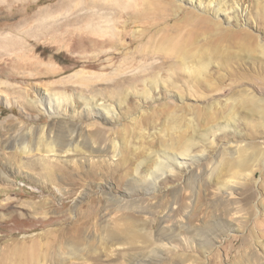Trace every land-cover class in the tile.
<instances>
[{
    "label": "rangeland",
    "instance_id": "rangeland-1",
    "mask_svg": "<svg viewBox=\"0 0 264 264\" xmlns=\"http://www.w3.org/2000/svg\"><path fill=\"white\" fill-rule=\"evenodd\" d=\"M199 4L202 8L198 6ZM140 16L151 20L156 17L168 18L169 22L157 29L172 26L183 33L193 32L198 18L203 16L208 21V26L194 33L197 45L212 50L221 47L224 48L223 52L213 57L214 60L203 77L193 75L182 67L174 74V69L166 65L159 75L165 83L147 95L146 86L142 79L137 80V77L129 78L121 87L109 86L111 84L108 80L111 78L115 80L119 75H135L132 68L123 74L118 70L125 69L129 57L131 60V56L148 40L147 38L143 42L136 40L143 33L140 24L134 25V21ZM39 21L45 24L43 27L48 29L59 27L60 31L49 33L45 37L32 35L23 37L9 30L22 28L26 23L32 26ZM55 23L57 24L54 25ZM61 28L68 33L86 32L92 37L108 40L119 39L117 33L123 32L125 35L128 33L132 46L128 49L126 47L129 37L120 41L122 47L116 51L120 54L115 60L116 65L104 70L103 66L93 65L99 61L98 52L80 50L83 37L77 36L76 39L62 45L58 43L60 36L58 34L63 33ZM1 33L3 38L15 36V39L23 42L24 48L19 54L26 57V62H37L40 59L44 63L39 70L31 65L28 68L21 67L19 70L22 73L14 79L0 77V175H13L10 167L18 173L17 176L11 177L10 183L0 177V264H8L10 258L16 259L14 255H17L15 250L18 248H22L28 254L34 245L38 252L44 255L50 253L48 245L51 244L54 247L51 254L56 255V248L60 244L55 240V235L59 233L50 229L64 227L68 237L74 234L69 229L73 232L75 230L84 232L83 229L88 226L87 213L90 202L100 200L101 189L105 188L106 184L111 187L112 193L121 194L126 190L125 183L133 173L132 163L146 160L147 163L141 169L143 174L152 166V161H147L148 155L145 152H134L133 149L129 152L133 161L131 160L127 167H122L118 159L101 158L100 161L98 157L81 154L57 156L51 162L60 170L57 174L58 186L67 191L72 189L67 197H63L57 184L48 183V189L44 192L41 186L44 181L40 175L41 171L28 168L30 164L41 163L43 156L21 155L17 151L10 152L6 149L5 141L14 131L20 135L25 133L32 135L31 133L37 129H47L49 126L56 129L61 120L77 119L76 123L82 131V141H86L94 131L101 129L106 136L105 142L103 140L104 143H101L102 146L108 143L106 139L110 136H126L134 146L152 151L159 148L162 140L171 131L170 128L174 126V121L180 128H184L191 119L198 126H202L205 121L210 126L212 125L210 119H221L228 114L237 92L243 89L251 91L264 85V60L258 53L246 52L244 48L253 44V41H256L255 44L259 40L264 43V0H0ZM254 38L255 40H252ZM248 41L251 43L248 44ZM108 51L113 50L106 48L105 52ZM7 54H0V64L4 62L10 66L19 64L12 60L14 53L13 56ZM110 58L111 56H107L105 59ZM167 69L171 70L170 73ZM12 70L15 72V69ZM54 70L59 72L56 77L37 75L40 72ZM165 72L172 76L174 74V85L166 81V76L170 75ZM77 75L100 84L102 92L88 93V96H97L108 103H113L116 115L109 116V121L95 116L85 118L84 95L82 96L76 88L62 86V83H70L72 86L71 79ZM52 86H59L58 91L79 102V107L71 109L65 102L63 107L68 108V115L65 117L62 114L47 113L45 108L33 109L32 100L47 96ZM116 90L121 91L120 95L114 93ZM50 92L52 93L51 90ZM110 92L116 96L113 94L112 96ZM109 95L110 99L107 97ZM119 102L121 106H118ZM170 115L173 116L168 126H165ZM41 116L47 119L38 123ZM53 116L59 119L52 120ZM238 118L233 127L216 134L213 148L200 145L195 149L196 153L205 151L208 154H205L204 160L192 167L174 166L158 181L154 193L142 197L139 201V206L148 212L145 216L147 222L150 221L149 229L153 234H157L159 223L166 216H169L170 224L181 225L186 223L189 216L194 220V225H199L202 221L210 222L216 216H224L228 221V225L219 228L218 242L210 246L205 253L196 247L199 244L192 240L190 235H179L162 248L160 251L162 260L155 264H182V258H191L184 264H264V127L255 116L240 114ZM94 122L98 123L96 127L92 126ZM171 134L175 141L180 137L179 134ZM93 139L95 137L92 136L89 140ZM240 146L257 152L259 160L255 172L253 174L245 172V175L240 174L233 179L229 176L228 178L237 182V190L232 195L226 194L228 192L214 184L205 188L200 192L197 209L194 208V203L196 204L194 196L197 194L187 185V174L190 171L200 172L212 168L216 165V160H222L217 156H223L227 151L234 152ZM118 167L120 171L115 172L113 169ZM63 175L71 176L70 183L62 182ZM72 183L75 185H69ZM191 185H196V182L195 184L191 182ZM85 189H88L89 195L85 196L86 199L75 210V202ZM64 202L68 203L66 207H62ZM61 214H67L63 222L51 223L45 227L41 225L44 218ZM135 214L139 216L140 213ZM79 246L86 247L85 243ZM89 248L98 249V252L86 258L89 259L88 264H125L132 251L124 248L116 250L111 248L112 252L101 250L104 247L95 242ZM83 263L69 261L65 264ZM51 264H54L53 258Z\"/></svg>",
    "mask_w": 264,
    "mask_h": 264
},
{
    "label": "bare ground",
    "instance_id": "bare-ground-1",
    "mask_svg": "<svg viewBox=\"0 0 264 264\" xmlns=\"http://www.w3.org/2000/svg\"><path fill=\"white\" fill-rule=\"evenodd\" d=\"M198 6L202 8L200 4ZM164 18L165 17H156V19L151 20L145 16H140V18L138 17L137 20L134 21V25L137 23L143 27V33L140 34L136 40L139 39L142 42L145 41L146 38L148 40L146 44H144L135 52V54L131 56V60L129 57V62L126 63L125 69H119L118 72L123 74L132 68L135 71V75H119V77L115 80L111 78L108 80L109 84H111L109 86L121 87L128 81L129 78L137 77V80L142 79L141 81H143V84L146 86L147 90L145 89V95H147L148 93H151L152 90L158 89V87L165 83H163L165 80H161V76L159 77V75L161 71L164 70L166 65H169L171 69H174V72L172 71L174 74L178 73L181 67L198 77H203V75L207 74L208 68L210 67L212 60H214L213 57L221 54L224 48L218 47L217 49L215 48V50H212V48H204L201 45H197L198 41L196 40V35L194 33L199 32L208 26L206 18L203 16L199 17L196 25L194 26L195 30L191 33H183L180 29H176L175 27L169 25H167L169 28L164 26L165 28L157 29L169 22L168 18ZM227 21L229 22L230 19H227ZM49 24L46 23V25ZM56 24L57 23L54 25ZM43 25L45 24H43L42 21H39L37 24H33L32 26L29 23H26L22 28L9 30L15 31L16 35L23 37L28 35L45 37L48 36L49 33H56L60 31L59 27L48 29L43 27ZM128 26L129 24L127 25V28ZM4 29L6 30L8 28ZM62 31V34H58L60 35L58 36V43L62 45L66 44L71 39H76L77 36L83 37L80 50L98 52L99 61L94 62L93 65L95 67L103 66L102 68L104 70L111 69L116 65L115 60L120 57V54L116 51L119 47H122L120 41L129 37L128 33L125 35L123 32H120L117 33L119 34V39H110V41L102 37H92L86 32L75 34L68 33L65 29H62ZM2 35L3 34L1 33L0 54L5 55L9 53L13 56L14 53V58L12 60L15 61L16 64L19 62V64L10 66L6 62L1 63L0 77L14 79V77H17L22 73L21 70H19L21 67L28 68V66L31 65L39 70L41 65L43 66L44 61L40 59H38L37 62L33 61L32 63H28L26 62V57L24 58L20 56L19 53L22 51L21 49L24 48V44L21 40L15 39V36L13 38H3ZM252 40H255V38ZM258 40L259 39H257V41ZM254 42L256 41H253V44H250L249 47L248 45L247 47H244L246 52H251L253 54L254 52L258 53L262 60H264V43L260 40L257 44ZM249 43L251 42L248 41V44ZM251 45H253V47H251ZM131 46L132 40L129 37V42L126 47L128 49ZM106 48H110L113 51L105 52ZM107 56H111V58L106 60L105 58ZM12 69H15L16 73ZM168 71L170 73L171 70ZM169 73L168 75H170ZM174 74L173 76H166V81L173 83ZM37 75H49V77H56L59 75V72L54 70L47 73L40 72ZM71 80H73L72 86L69 85L70 83H62V86L66 88H76L81 92L82 96L84 95L83 103L85 105V118L95 116L108 120L109 116L114 117L116 115L115 106L112 102L108 103L105 99L97 96H88L93 92H102L99 88L100 84L92 82L90 78L78 75ZM112 81L114 82L112 83ZM172 85H174V83ZM59 88V86H52L49 88L52 93L49 90L47 96L43 95L40 99H33L31 102L32 108L38 110L45 108L47 113H53V115L62 114L64 117L68 115V108L65 109V107H63L65 102L71 109L73 107L78 108L79 102L74 101L70 96H65V94L60 93V91H58ZM106 88L111 87H105V89ZM68 89L70 90L72 88ZM114 93L120 95L121 91L116 90ZM114 93L110 92L111 95H114ZM235 96L237 97H233L235 98L234 103L232 104L231 110L228 114L223 116L221 119H210V121L212 120L210 123L212 125L210 126L208 122L206 123V121L202 126H198L197 123L191 119L187 122V125L184 128H180L178 127L177 122L174 121V126L170 128L172 132H168V135L165 136V139H163L160 143L159 148L152 151L140 146H134L130 143V140L126 136H110L106 139V142L108 143L105 144V146H102L101 143L105 142L104 138L106 136L102 133L103 131H101V129L94 131V133L90 135L91 137L93 136V138L95 137L93 141L89 140L91 137H89L86 141H82V131L79 124L76 123L77 119L75 121L61 120L59 121V125L56 129L49 126L47 129L41 128L33 131V133H31L32 135H28L27 133L20 135L17 134V131H14L5 141L6 149H9L10 152L17 151L21 155H41L44 157L41 163L30 164L28 166L30 170L41 171L40 175L44 179V183L42 182L41 186L44 192L48 189V183L57 184L58 186L57 174L60 170H58V167L54 162H51L52 159L57 156L81 154L83 156L98 157L100 161H102L101 158L105 160L118 159L120 162L119 164L122 167H127V164H130V162L133 161L129 156L130 149H133L135 150L134 152H145L148 155L147 161H152V166L151 168L146 169V172L143 174L141 169L145 166L144 164L147 163L146 160L132 163V166H134V168H132L133 173L125 183L126 190L121 194L112 193L111 187L106 184V187L101 189L100 200H92L90 202L91 205H89L87 213V225L89 227L87 226L83 229L84 232L81 230H75L73 232L69 229V231L74 234H72L71 237H68L64 227L50 229L59 233L55 235V240L58 244H60L59 247L56 248V255L53 254L52 256L51 254L52 249L54 248L51 244L48 245L50 253H46L44 255H41L38 252L36 245L32 247L31 252H28V254L22 248H18L17 250L14 249L15 254H17L14 255L16 259L13 260L10 258L8 264H51L52 258L54 264H65L69 261H83V264H88L87 262L89 259L86 260V258H89L90 254L96 255L98 252V249H88V247L94 242L95 244L104 247L101 250L106 249L111 252L118 248L132 250L129 253L125 264H155L156 262L162 260V255L160 253L162 248L169 244L168 242H173L179 235H190L192 240L199 244L196 247L205 253L210 246H213L218 242L220 235L219 228H222L221 226L228 225V221L224 216H216L210 222L202 221L199 225H194L195 223L193 224L194 220L191 216L186 219L185 224H170V218L169 216H166L160 221L157 234H153L149 229L151 228L149 223L150 221L147 222L148 220L145 216L148 212L143 210L144 207L141 208V206H139V201L142 197L153 194L158 187V181H160L165 174L168 173V171L172 170L174 166L192 167L193 165L200 163L202 159L204 160V158H206L205 154H208L205 153V151L196 153L195 149L200 145L211 147L215 145L214 137L216 134L233 127L234 124H236L235 122L238 121L240 114H246L251 117L255 116L259 119V121H261V126L264 127V85L260 88H254L251 91H248L247 89H243L242 91L240 90ZM107 97L109 99L111 98L110 95ZM180 100H182V97ZM118 106H121L120 102L118 103ZM64 110H66V112H63ZM170 116L171 117H169L170 119L167 120L168 123L165 124V126H168L173 115ZM56 118L58 117L53 116L52 120ZM46 119L47 118L45 116H41L38 119V123L43 122ZM96 125H98V123L94 122V124H92V126L95 127ZM161 133H163V131H161ZM171 133L179 134L180 137L177 141L174 140ZM103 140L104 142H102ZM130 144H132V146ZM247 148L245 146H240V148L237 150L235 149L236 151L234 150V152L228 153L227 151V153H223V156H217L221 157L222 160H216V165L212 168L208 170L205 169V171L203 170L200 172L199 170L198 172L190 171L189 174H187V185L192 187L191 190L197 194L194 196L196 197V204L194 203V208L197 209L199 205L198 203H200V192L205 188L211 187V185L214 184L217 187L220 186L219 189H223L228 192L226 194L232 195L234 191L237 190V182L232 181L231 178H236L237 176H240V174H253L255 172L256 163L257 160H259L257 159L258 155L256 151L251 152L250 149ZM10 168V172L14 176H17V171L12 169V167ZM119 169L120 167L113 170L117 172ZM223 173L226 174L224 175ZM194 174L196 175L194 176ZM2 175H0V177L5 179L8 183L11 182V177H14L13 175ZM63 176L62 182L70 183L69 180L71 176ZM229 176L231 178H228ZM224 177L227 179H224ZM37 182L40 183V181ZM191 182L193 184L196 182V185L192 186ZM69 185L74 186L75 183ZM58 187L60 188V186ZM59 191L63 197H67L72 192V189L67 191L60 188ZM88 195V189H85L80 195V198H78L75 202V210L76 207L78 208L80 203L86 199L85 196ZM195 199L193 198V200ZM67 205L68 203L64 202L62 207H66ZM137 212L143 216L141 217L140 214L139 216L136 215L135 213ZM66 217L67 214L49 216L42 220L41 225L45 227L51 223L58 224L60 221L63 222ZM82 243H85L86 247L80 248L79 244ZM111 248H113V250H111ZM22 259L24 260L22 261ZM188 260H191V258H182L181 263L184 264Z\"/></svg>",
    "mask_w": 264,
    "mask_h": 264
}]
</instances>
